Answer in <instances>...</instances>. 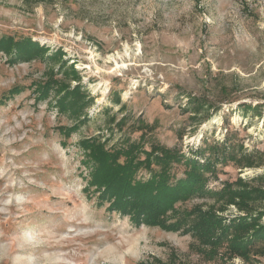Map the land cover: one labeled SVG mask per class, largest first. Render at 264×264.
<instances>
[{
  "label": "rangeland",
  "instance_id": "obj_1",
  "mask_svg": "<svg viewBox=\"0 0 264 264\" xmlns=\"http://www.w3.org/2000/svg\"><path fill=\"white\" fill-rule=\"evenodd\" d=\"M8 35L45 51L0 49V264H264L224 246L206 255L190 230L137 227L99 206L82 146L163 145L184 160L226 138L234 160L206 172L205 188L238 177L249 198L219 210L215 195H194L175 202L177 216L264 210V0H0ZM77 86L78 112L57 108ZM182 160L169 162V183L185 176Z\"/></svg>",
  "mask_w": 264,
  "mask_h": 264
},
{
  "label": "trees",
  "instance_id": "obj_2",
  "mask_svg": "<svg viewBox=\"0 0 264 264\" xmlns=\"http://www.w3.org/2000/svg\"><path fill=\"white\" fill-rule=\"evenodd\" d=\"M25 40V39H23ZM15 40L12 36L0 37V49L5 52L13 51L18 58L29 60L35 58L36 54H43L45 49L30 39ZM14 48V49H13ZM24 50V51H23ZM24 56V57H22ZM15 60L12 58L10 61ZM49 84L38 87L41 97L47 95ZM79 86L64 91L59 97L57 108L65 110L70 106L73 114L78 112L80 107L74 108V100L84 97L79 91ZM18 89H12L17 93ZM69 104L66 105V100ZM193 112H198L195 109ZM71 129V127H70ZM70 129H67V133ZM224 139L221 144L210 145L207 156L203 155V149L194 151L193 157L182 160L183 155L163 145L150 147L149 150H141V142L128 143L125 146L106 148L103 142L97 138L83 141L85 155L92 165L89 170L90 178L87 180V188H92L96 193L99 206L107 202L106 210L115 211L122 216H127L129 223L134 226L156 225L167 230L192 231L198 235L200 243L198 250L206 255H216L218 248L225 247V253L234 256L238 255L244 259L250 254H264V210H257L253 213L238 214L233 216H221L212 209L205 211L195 209L193 212H182L177 216L178 211L174 204L179 200H186L194 195L212 194L220 200L219 210H224L227 204L234 203L238 207L249 198V192L242 187V179L224 181V185L218 190H208L205 183L208 177L206 172H215L218 162L226 165L228 160H234L231 144ZM143 152L145 155H141ZM201 156L202 160L196 156ZM245 161H239L240 165L252 164L250 155H240ZM120 158H123L120 160ZM183 162L186 165L185 176L176 179L175 183H169L170 175L168 164L171 161ZM236 160V158H235ZM161 164L159 171L153 170L152 164ZM140 169H146L152 173L147 179L137 177ZM264 199V191H259ZM170 211V212H169ZM194 216L190 218L191 214ZM169 217H175L169 221ZM190 220V223L188 221ZM261 242L256 246V243ZM224 252L220 256H224Z\"/></svg>",
  "mask_w": 264,
  "mask_h": 264
}]
</instances>
